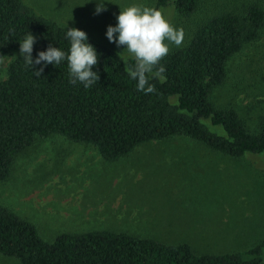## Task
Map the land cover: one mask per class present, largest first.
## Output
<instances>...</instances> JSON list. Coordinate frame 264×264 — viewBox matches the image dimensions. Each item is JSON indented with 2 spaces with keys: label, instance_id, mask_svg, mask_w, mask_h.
Segmentation results:
<instances>
[{
  "label": "trees",
  "instance_id": "trees-1",
  "mask_svg": "<svg viewBox=\"0 0 264 264\" xmlns=\"http://www.w3.org/2000/svg\"><path fill=\"white\" fill-rule=\"evenodd\" d=\"M206 1L155 0L154 8L174 5L180 17L191 18ZM212 9L196 20L192 38L160 62L166 80L150 78L156 90L148 94L138 91L125 71V57L135 63L130 54L91 39L99 80L89 88L69 82L66 60L36 65L34 70L44 67L36 77L19 53L0 81V181L9 177L20 152L52 134L93 145L106 160L175 136L234 157L264 154V110L247 115L232 103H219L216 94L228 87L232 57L260 38L264 0H224ZM67 28L24 0H0V55L20 52L29 32L36 38L33 60L50 45L67 54ZM0 253L22 264H263L264 238L246 250L217 255H198L187 243L169 245L109 230L62 233L48 242L32 222L0 204Z\"/></svg>",
  "mask_w": 264,
  "mask_h": 264
},
{
  "label": "rangeland",
  "instance_id": "rangeland-1",
  "mask_svg": "<svg viewBox=\"0 0 264 264\" xmlns=\"http://www.w3.org/2000/svg\"><path fill=\"white\" fill-rule=\"evenodd\" d=\"M24 1L123 56L129 53L109 42L107 27L116 26L120 11L133 4L155 6V0ZM223 1L207 0L191 18L180 17L174 5L161 11L183 28L185 45L196 20ZM97 2L107 10L94 14ZM19 53L0 63V81ZM216 94L219 103H232L247 115L264 110V29L232 57L228 87ZM0 204L32 222L48 242L62 233L109 230L169 245L187 243L198 255L243 251L264 238V154L234 157L175 136L144 142L106 160L93 145L52 134L38 137L16 156L9 177L0 181ZM0 264L22 263L0 253Z\"/></svg>",
  "mask_w": 264,
  "mask_h": 264
},
{
  "label": "clouds",
  "instance_id": "clouds-1",
  "mask_svg": "<svg viewBox=\"0 0 264 264\" xmlns=\"http://www.w3.org/2000/svg\"><path fill=\"white\" fill-rule=\"evenodd\" d=\"M105 3H98L94 14L106 11ZM116 26L109 25L106 37L110 43H115L124 49L134 59V65L128 64V58H124L125 71L131 79L137 81V90L146 94L154 92L155 86L149 83L150 78L164 82L166 69L160 62L169 54L170 45L182 46L185 38L183 28L177 29L163 15L161 10L133 4L116 17ZM118 34V35H117ZM66 36L70 41V48L66 54L57 47H48L46 51H40L35 60L32 58L33 46L36 38L29 34L20 43V54L26 64L33 70L36 65H59L66 60L70 74V83L83 84L85 88L96 84L99 80L97 72L93 71L98 64V54L95 48L87 43L86 32L77 28H67ZM5 56L0 55V63ZM44 67L34 70L36 77L42 76Z\"/></svg>",
  "mask_w": 264,
  "mask_h": 264
}]
</instances>
